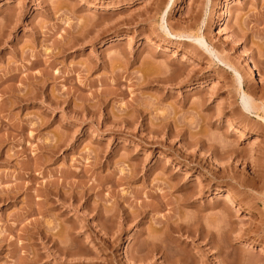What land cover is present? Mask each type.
I'll return each instance as SVG.
<instances>
[{
  "label": "rangeland",
  "instance_id": "374dc122",
  "mask_svg": "<svg viewBox=\"0 0 264 264\" xmlns=\"http://www.w3.org/2000/svg\"><path fill=\"white\" fill-rule=\"evenodd\" d=\"M90 1L0 0V264H28L34 255L36 264H135L132 258L148 254L149 241L167 247L166 255L187 256L189 263L195 258L219 264L217 250L176 234L167 239L160 223L179 217L212 226L221 212L204 208L214 201L207 192L194 195L195 207L179 202L204 177L180 169L176 158L201 163L206 157L203 169L216 175L230 163L228 172L237 180L256 181L257 189L242 197L264 194V124L241 109L244 93L264 118V0H103L108 9L98 10L88 7ZM166 27L175 35L203 36L223 63L203 49L204 55L197 54L194 42L166 37ZM171 66L188 81L141 82L144 76L165 78ZM134 107L150 128L166 116L178 130L175 122H190L192 113L212 118L211 124L185 127L186 134L199 131L208 142L221 133L217 126L233 122L250 136L222 137L243 154L220 166L206 151L193 158L194 149L182 140L139 128ZM133 117V127L121 122ZM132 166L144 168L146 177L125 180ZM175 183L186 187L166 189ZM117 198L130 213L145 206L140 225L122 226ZM260 207H237L231 217L235 235L252 233L228 250L230 264H264V244L254 245L264 235ZM37 230L52 236L45 246ZM58 246L68 251L59 254ZM152 254L162 264L161 254Z\"/></svg>",
  "mask_w": 264,
  "mask_h": 264
},
{
  "label": "bare ground",
  "instance_id": "6f19581e",
  "mask_svg": "<svg viewBox=\"0 0 264 264\" xmlns=\"http://www.w3.org/2000/svg\"><path fill=\"white\" fill-rule=\"evenodd\" d=\"M7 3H9V2H7ZM88 7L90 9H93V10L108 9V6L105 4V2L103 0L90 1V2H88ZM170 7H171V4L167 6V10ZM92 24L94 26L98 25L97 23H93V22H92ZM163 30L165 32L166 37L174 38V39H184L185 38L186 40L194 42V44L197 46V47H194V49L196 50L197 54L204 55L200 51V49H203V51L208 53L211 57L215 56L216 58H218L219 62L223 63V60H221L220 57H218V53L216 51H214V50L209 48V46H208V44H207V42H206V40H205V38L203 36H201V35L189 36V35H185V33L182 34V35H177V34L175 35V34H172V32L167 27L163 28ZM189 54L190 53H188L187 55L189 56ZM133 60L135 61V60H137V58L133 59ZM168 66H170V65H168ZM230 68H232V67H230ZM234 72L236 74L238 85L240 86L239 88L241 89L242 78L240 77L239 73L236 70H234ZM246 72L249 75H253V72H252V69H251L250 66H247V71ZM179 74H180L179 73V69H175V68H173L171 66L170 70H169V75L168 76L165 75V78L157 80V78H155L154 75H152V76H154V79H153V77L150 78L149 77L150 74H149V71H148L149 79H147V77L145 78V76H144V80L141 81V82L143 83L145 81L147 83V85L151 84L152 80L155 81L156 83L157 82H162V84L175 83L176 85H180L182 82L186 83L188 81L187 79L189 77H187V78H185L183 80H180V78H179L180 75ZM146 76H147V74H146ZM194 77L195 76H192L191 79H193ZM13 78H11L10 80H13ZM202 103L199 104L201 107H203ZM182 105H185V99L182 102ZM241 107H242L241 108L242 109V113H244V115L246 117H248V118H256V119L260 120L264 124V118H261L260 116H258L255 113V111L257 110L255 105L253 104V102L249 98V96H247L244 93L241 94ZM134 113H135V115H137V117L135 116L137 119H141V121L138 122L139 128L143 129L144 131L148 132L149 134H159L160 133V134H163L164 136H166L167 139L176 138V139L182 140L184 142V144H185V147L187 149H194L193 158H197V156H198V154L200 152H202V151L205 152L206 151V153H208L207 159L210 158V160H212V159L215 160L216 162L220 163L219 164L220 166L222 165L221 161H224V162L226 161V163H228L229 161L234 160V159H236L239 156H241V158H242V154H243L241 152V150L235 148L236 146L234 147L233 145H231V143L229 144V142H226L227 137H229V136L231 137V136H233V134L236 133V134H238V141H240V140L242 141V140H244V139H246V138H248L250 136V133L248 131L242 130L237 124H235L233 122H227V123H225V125L217 126V128H215L216 131L217 130H220V131L222 130L221 133H219L217 135L215 134V136H213L211 141L209 140L210 138H208L207 140H209L210 142L209 141L207 142L204 139L206 137L205 136H201L199 131H196L195 133H191L190 132V133L186 134L184 128L186 127L189 131H191V130H194L195 128H197L199 126V124L202 123V122L205 123V124H211L210 120L212 118L211 119L210 118H206L204 120V119H202L200 117V115L190 113L191 116L188 114L189 117L191 118L190 122L189 121L186 122L187 118H183V117H186V115L182 117L183 119L177 120V122H175L177 124V127H179V129L176 130V128L175 129L171 128L172 124L169 122V118L166 117V116L160 118V122H159L158 125H156L154 128H150V127H148L147 124H145V122H144L145 121V117L143 116L144 113L141 110H139L138 107H134ZM184 119H185V121H184ZM134 120H135L134 117L133 118H129V119L124 118V119H122L121 122L126 127H133V126H135L134 122H136ZM217 132H219V131H217ZM222 137H224L226 139L223 140ZM243 156H245V155H243ZM203 161L204 162L206 161V157L201 159L200 162L202 163ZM174 162H176L178 164L180 169L185 167L186 169H188L192 173H196L197 171H199V174L203 173L201 177H204V179L202 178L203 180L201 179L200 182H198V183L196 182V185H195V190L196 191L194 190V192H192V193H184L182 195V198L180 199L179 202L184 203L186 206H189V205L192 204L190 202V200L194 197L195 194L202 195L203 193L207 192L208 196H212L214 198V201H213L212 204H206L205 203L206 205L204 204V208L214 210L216 208L221 207V210H220L221 212H216L215 217H214L215 220L213 219L214 223H213L212 226H210L211 224H208L207 226L205 224V226H203L204 224H202L203 223L202 220L200 221L199 219H196L195 217H194L195 218L194 221L190 220V217H189V220H190L189 222L182 221L183 218L180 219L179 217H173V218H170V219L167 217L164 220H162L161 223H160V225L162 224L161 226H162L163 229L162 228L161 229L164 232V236L166 235L165 237L167 239H170V238L173 239L172 234L173 235L176 234L177 236H179V238L185 236L187 238L193 239L192 240L193 244L195 242L194 239H197L198 241L199 240L204 241L206 243L205 245L207 247H209V251H210V249L213 250V251H214V249L217 250L216 255L218 254L220 256L219 264H230L228 260L231 258V252L229 253L228 250H230V251L232 249L234 250L236 248L235 247L236 246L235 245L236 242L241 241L243 239L245 240V238L248 237L250 233H252V232L249 233V231L247 230L248 236H247V234H241L239 232H238V234L235 235L234 233H237V232H235V227L236 226L234 227L235 222L231 220V217L233 216V214L236 217L235 214H237V210H236L237 207L239 209L238 210V212H239L241 210L244 211L243 208H245V207H248V208L249 207H254L256 209H261L260 206L262 205L263 206V210L261 212L262 214L260 213L259 214L260 216L259 215L258 216L261 217V215H262V217H263V226H264V194L260 198H258V196L257 197L249 196V198L242 197L241 195H246V193H249L248 191L250 189L252 190V188H253V190H254L256 181L254 182V185H253L251 181H246L245 179L244 180L243 179L237 180L236 177L233 174H230V172H228L229 169L232 168L230 163H228L229 165H222V169H220V171H219V172H221V174L220 175H216L215 172H211L210 170L209 171H205L203 169V165L201 163H196L195 161H190V162L179 161L178 158H176L174 160ZM143 172H144V168H142L140 170V169H138L137 166H132L131 168H129L127 173L125 175H123V178L125 180H127V181H133V180L136 181V179H138V177H140V175L143 174ZM226 172H228V173H226ZM143 176L146 177V172H145V174L142 175V177ZM175 177H177V176H175ZM193 184H195V182L192 183V185ZM178 185L179 184H176V183L174 185L168 184V185H166V189L169 191V190L176 189V188H178V190H179V188L183 189V188L186 187L185 184H184V186H181V187H177ZM224 187L227 188L226 192H224L225 191ZM192 188H194V187H192ZM255 189H257V187ZM50 192H52V191H50ZM236 192L239 193L241 197H237L236 196ZM165 194H166V192L162 194L163 198H164ZM117 200H118V198L116 199V202H115L116 203V207H117L115 209H119L120 212H118L119 210H117L115 212H117L119 214L118 219L122 220V226L123 225L125 226L127 224H132L134 222H136L137 225H140L142 223L141 222L142 221L141 218H143V215H145V211H142L145 206L144 207L141 206L142 210L140 208H138L139 210L137 212H131L130 213V212L126 211L127 209L125 210V208L121 207L119 201H117ZM89 201H90L89 198L85 199L84 205H86V207H88V206L90 207ZM164 204H165V207H166V205H167V207H168V205H170V204H168V202L164 203ZM192 205L194 206V204H192ZM158 207H159L158 209L160 210L161 206H158ZM202 207H203V205H202ZM91 210L96 212V215L94 216L95 218L100 216L99 215V210H96V209H93V208ZM199 213H200V211H199ZM254 215H256V214H254ZM114 217H116L115 213L112 215L110 220H113ZM186 218L187 217H185V219ZM120 225H121V223H120ZM250 225H252V223H250ZM38 228H40V227H38ZM259 228H261V227H256V230H258ZM34 229L36 230V228H34ZM39 230H37L36 234H37L38 237L37 236L36 237L45 246L44 243H47L45 240H49L50 241V238L52 236L49 237V236H47V234L45 235L44 233L40 232ZM118 230L123 232V229H118ZM46 233H48V232H46ZM257 233H255V234H257ZM253 235H254V233H253ZM119 237H117V238L119 239ZM222 237L225 240L228 241V242H226V244L228 243L227 245H229V247L225 246V244L222 243ZM256 238L257 239L254 240L255 241L254 245L258 246V245H263L264 244V235L262 233H261V236L258 235V236H256ZM224 239H223V241H224ZM43 241H45V242L43 243ZM51 241H53V240H51ZM229 243H233V244H229ZM222 244H224V246ZM54 245H57L56 242H54L53 246ZM145 245L148 246L147 247L148 249L150 248V250L147 251L149 255L145 254V257L138 255L140 257H137V258L134 257V259L132 258L131 261H133L135 264L139 263V262H144L146 264L147 263L148 264H157V261L154 258L155 256L153 255L155 253L161 254L158 257V259L162 260V262H161L162 264H208V261L200 262V261H197L195 258H193L192 261H190V263H189L188 262L189 259H184L187 256L186 257L184 256V258H182L181 256L177 257L179 254L178 255L176 254L177 256L176 255H172V254L171 255H169V254L166 255L165 252L167 253V251H168L167 247L165 248V246L163 247L162 245L156 244V243H154V241L153 242L149 241L148 243H145ZM31 249H30V251H31ZM54 249H57V248H54ZM184 249H185V247H184ZM67 251L68 250L65 247L63 248V247H59L58 246V253L59 254H60V252L65 254V252H67ZM242 252H243V249H242ZM169 253H171V252H169ZM235 253H234V255H235ZM150 254L153 255L152 258H150L151 257ZM33 255H34V252H33ZM232 255H233V251H232ZM37 258H38V255H34L33 257H31V260L29 261L28 264H36L38 262ZM233 260L234 259L232 258L231 262H235L236 261V260H234V261ZM26 261L27 260L25 259V262ZM39 261H40V259H39ZM236 262H238V260ZM247 262H248V264H252V260H250V259L248 261H246V263Z\"/></svg>",
  "mask_w": 264,
  "mask_h": 264
}]
</instances>
